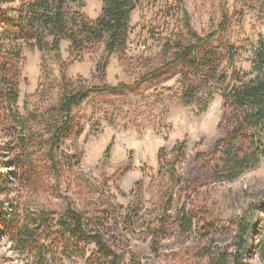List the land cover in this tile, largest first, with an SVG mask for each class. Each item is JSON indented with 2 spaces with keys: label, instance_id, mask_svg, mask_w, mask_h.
<instances>
[{
  "label": "rangeland",
  "instance_id": "obj_1",
  "mask_svg": "<svg viewBox=\"0 0 264 264\" xmlns=\"http://www.w3.org/2000/svg\"><path fill=\"white\" fill-rule=\"evenodd\" d=\"M102 6L103 0H85V18L96 20ZM188 28L201 38L212 36L215 45L235 47L236 66L247 72L253 48L264 39V0H143L131 18L126 55L111 57L103 83L95 78L101 51L70 64V44L64 42L62 66L53 56L26 47L20 66L23 114L58 102L62 71L66 80L86 90L75 110L76 133L61 150L68 157L76 156L78 164L54 174L46 170L44 188L41 182L31 188L16 182L0 195L4 212L15 209L24 218L33 217L35 209L60 213L69 203L85 216L95 217L111 206L123 211L140 206L136 229H125L119 221L113 225L125 264H205L201 250L212 245L233 250L236 223L252 215L242 262L264 264L257 252L264 232V161L232 184H218L211 178L217 161L215 146L233 129L234 113L220 94L205 113L180 102L183 68L170 63L172 52L165 53L164 46L187 35ZM53 84V97L40 104ZM181 142L186 150L175 169L183 187H174L159 155L174 162L172 150ZM109 146L110 156L104 158ZM171 193L168 208L166 197ZM182 211L192 215L189 233L181 232ZM164 215L168 216L162 219ZM8 231L0 223V264H96L93 245L64 252L57 241L41 240L45 252L39 254L38 248H18ZM152 232L158 234V241L150 237Z\"/></svg>",
  "mask_w": 264,
  "mask_h": 264
},
{
  "label": "trees",
  "instance_id": "obj_2",
  "mask_svg": "<svg viewBox=\"0 0 264 264\" xmlns=\"http://www.w3.org/2000/svg\"><path fill=\"white\" fill-rule=\"evenodd\" d=\"M142 1L103 0L99 17L89 21L83 14L85 0H0V195L16 182L26 188L41 182L40 188H44L46 170L50 168L54 174L61 167L73 168L78 164L76 156L68 157L61 150L76 133L75 110L82 103L86 90L82 84L66 80L62 71L63 88L58 102H51L50 106L40 109L41 112L39 109L26 110L23 114L19 108L20 66L25 48L53 56L62 66L64 42L70 44V64L87 53L101 51L95 78L103 83L111 57L126 55L131 18ZM186 25L189 27L188 23ZM164 51L172 52L170 63L183 68L179 99L185 107H196L205 113L220 94L234 113L233 129L215 146L217 161L211 170L213 181L232 184L256 169L264 161V39L253 48L251 69L247 72L236 66L239 51L235 47L215 45L212 36L201 38L189 28L187 35L174 43L166 42ZM51 87L50 92L40 98V104L53 97L55 85ZM106 90L115 92L108 87ZM92 91L97 92L96 89ZM111 148H107L104 158L110 156ZM185 150L184 142L175 145L171 153L174 162L159 155L160 162L165 159L166 175L174 187H183L175 162L183 159ZM2 170L7 172L2 173ZM137 187L140 199L142 185ZM173 195L166 197L168 208L172 207ZM111 207L110 211L87 217L68 203L60 213L38 208L33 217L26 215L24 218L14 208L10 214L4 212L5 204L0 201V223L9 228L8 236L18 248L30 251L38 248L41 254L45 252L44 246L39 245L41 240L57 241L64 252L76 250L81 245H93L96 264H125L113 235L116 229L113 225L121 223L125 229H136L140 206L126 211ZM191 216L184 211L180 214L181 232L191 231ZM161 225L167 227L164 220ZM251 228L252 215L241 217L236 223L233 250L214 245L205 247L201 250L205 264H243L242 256ZM149 235L156 241L160 238L154 232ZM257 252L264 262V232L257 243Z\"/></svg>",
  "mask_w": 264,
  "mask_h": 264
}]
</instances>
